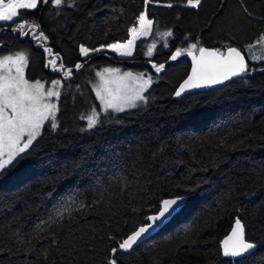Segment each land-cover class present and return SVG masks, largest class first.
Segmentation results:
<instances>
[{
    "label": "trees",
    "instance_id": "trees-1",
    "mask_svg": "<svg viewBox=\"0 0 264 264\" xmlns=\"http://www.w3.org/2000/svg\"><path fill=\"white\" fill-rule=\"evenodd\" d=\"M20 11L48 39L5 24L0 56L24 52L26 79H61V96L58 127L45 122L0 175V264H107L111 248L176 195L186 197L181 211L129 254L112 257L117 264H232L222 241L236 218L258 245L242 264H264V63H251L246 51L264 35V0H202L196 9L186 0H74L59 8L49 0ZM142 12L153 24L129 64L113 62L119 59L107 52L81 59V46L124 43ZM168 31L173 35L164 36ZM42 43L65 69L86 64L62 78L46 67L51 57ZM193 43L194 52L237 47L255 70L176 100L190 63L181 60L162 75L149 65L164 64ZM106 66L152 76L148 103L111 113L113 119L88 130L81 117L99 109L94 72Z\"/></svg>",
    "mask_w": 264,
    "mask_h": 264
},
{
    "label": "snow or ice",
    "instance_id": "snow-or-ice-1",
    "mask_svg": "<svg viewBox=\"0 0 264 264\" xmlns=\"http://www.w3.org/2000/svg\"><path fill=\"white\" fill-rule=\"evenodd\" d=\"M41 2L47 4L49 0H0V28H4L5 24L9 27L15 24L16 26L12 27L13 32H21L23 35L31 34L37 41H47L48 37L43 31H35L39 28V24L34 21L29 23L20 11L36 9ZM144 2L147 5L152 0H144ZM51 3L58 8L62 5L70 7L74 5V0H51ZM201 3L202 0H186V6L192 9L198 8ZM167 6L172 7L171 4ZM138 21L140 28L130 27L128 31L132 38L127 39L124 43H110L101 45L100 48L96 49L81 46L80 53L87 57L90 51L100 52L104 47H107L121 57H131L136 40L140 36L147 35L153 24V21L148 19L144 12L139 15ZM163 35L170 37L173 33L168 31ZM260 41H264V35H261ZM41 46L44 52L51 57L46 67H51L54 71H62V78L70 77L73 70L71 68L65 69L59 54L53 53L52 48L46 43H42ZM196 49L197 43H193L190 49L184 50L192 58V72L175 92L177 97L190 89L223 84L235 77L243 79L255 70L249 67L245 55L237 47L226 46L224 51L199 47V56L194 54ZM151 54L152 49L150 48L148 55ZM181 55L182 51L178 49L171 56V60L175 61ZM58 60H60L59 64L57 63ZM26 65L27 57L22 51L15 55H5L0 59V175L20 154L32 146L40 135L45 122L50 121L52 130L58 127L56 115L58 107L50 101L53 97L60 98L61 92L57 89L61 86V79L53 80L52 88L45 89L39 80L30 83L25 78L24 68ZM82 66V64L77 63L75 69L79 70ZM152 67L156 73L164 70V64L153 63ZM105 71L112 73L119 72V69H105ZM97 75L101 76L102 81L95 89L96 97L100 101L99 109L94 107L91 109L90 115L81 117L87 120L88 130L113 119L111 113H123L126 110L138 108L141 104L147 105L148 97L144 93L153 83L152 76L146 73L133 76V73L127 72L118 80H105L102 74L98 73ZM133 81L136 82L135 86ZM113 85L115 86L113 87ZM102 116L106 119L102 120ZM115 122L120 123V120L117 119ZM260 139H264V135H261ZM225 143L226 140L222 139L216 147H223ZM240 143L243 141L241 140ZM187 190L195 191L194 188ZM185 199L186 197L183 195H176L162 200L156 213L147 217V223L139 226L131 235L111 248L107 264H117V260L112 257H115L120 250L131 251L137 241L160 229L165 222L178 213ZM222 243L223 255L234 258L232 264H242L245 254H249L250 250H254L258 246L257 243L246 239L245 224L240 218L235 219L231 234Z\"/></svg>",
    "mask_w": 264,
    "mask_h": 264
},
{
    "label": "rangeland",
    "instance_id": "rangeland-1",
    "mask_svg": "<svg viewBox=\"0 0 264 264\" xmlns=\"http://www.w3.org/2000/svg\"><path fill=\"white\" fill-rule=\"evenodd\" d=\"M134 26L137 27V29L140 28V25H139V21H138V20L136 21V24H135ZM149 34H150V31H149V33H148L147 35L140 36L139 39L136 40V42L139 41V40H141V39H145V38H147V37L149 36ZM131 38H132V37H131V33H130L128 39H131ZM135 44H136V43H135ZM227 46H228V45H227ZM99 48H100V47H99ZM79 49H80V48H79ZM220 50H221V49H220ZM221 51H224V50H221ZM246 51H247V53H248V55H249V59H250V62H251V63H264V41H260V40H259L254 46L248 48ZM100 52H107V53L112 54V55H114L115 57H117L118 59H121V60H123V59H130V58L132 57V56H131V57H121V56H119L117 53L112 52V51H111L110 49H108L107 47H104ZM133 52H134V49H133ZM79 53H80V50H79ZM92 53H98V52L90 51L89 55L92 54ZM13 55H15V54H13ZM4 56H5V55H4ZM80 57H81V59L86 58V57H84L81 53H80ZM2 58H3V56H0V59H2ZM258 58H261V59H258ZM25 69H26V66H25V68H24V76H25ZM105 69H119V72H112V73H109V72H106ZM127 72H131V73H133V76H136V75L140 74V73L133 72V71H130V70H123L122 68H120V67H118V66H106L105 68H102V69H100V70L95 71V72H94L95 81H94V84H93V91H94V93H95V96H96V91H95V89H96L97 85H99V84L102 83V81H101V76H100V75H97L98 73L102 74L105 80H108V79L118 80V78H119L120 76H122L124 73H127ZM25 78H26V77H25ZM36 81H37V80H36ZM36 81H29V82H30V83H35ZM40 83H42V84L44 85L45 89H51V88H52V82H50V83H45V82L40 81ZM135 83H136V82L133 81V85H134V86H135ZM114 86H115V85H113V87H114ZM148 89H149V88H148ZM57 90L60 91L59 88H58ZM144 94H146V92H145ZM96 98H97V97H96ZM97 100H98V99H97ZM50 102L55 103L56 105H58V99L55 98V97H53V98L51 99ZM98 102H99V105H100V101H99V100H98ZM142 105H143V104H141L138 108H140ZM135 109H137V108H135ZM129 110H134V109H129ZM129 110H126V111H129ZM41 130H42V129H41ZM29 148H30V147H29ZM27 150H28V149H27ZM27 150H26V151H27ZM8 166H9V165H8ZM8 166H7V167H8ZM7 167H6V168H7Z\"/></svg>",
    "mask_w": 264,
    "mask_h": 264
},
{
    "label": "water",
    "instance_id": "water-1",
    "mask_svg": "<svg viewBox=\"0 0 264 264\" xmlns=\"http://www.w3.org/2000/svg\"><path fill=\"white\" fill-rule=\"evenodd\" d=\"M204 48H206V47H204ZM207 49H210V50H214L213 48H207ZM175 54V53H174ZM173 54V55H174ZM194 54L196 55V56H199V51H197V52H194ZM243 54V53H242ZM244 55V54H243ZM101 56H103L104 58H106L107 60H109V61H112V60H110V58L109 57H107L106 56V54H102ZM181 60H187L189 63H190V69H189V72H188V74H187V76L181 81V83L177 86V88L175 89V91H174V94H173V96H174V98L176 99V100H181L185 95H189V94H193V93H200V92H206V91H215V90H218V89H221V88H223V87H225L226 85H228L230 82H231V80L230 81H226L225 83H223V84H218V85H213V86H210V87H202V88H194V89H190L189 91H186L185 93H183L181 96H179V97H177L176 95H175V92L179 89V87H180V85L188 78V76H190L191 75V72H192V65H193V61H192V58L190 57V56H188L187 54H186V52H183L182 53V55L180 56V57H178L177 58V60H175V61H173V60H171V58H170V60L169 61H167L166 63H164V69L166 68V67H168V66H170V65H173V64H176V63H178L179 61H181ZM245 60H246V62H247V59H246V57H245ZM113 62H115V63H117V64H119V65H127V64H129L130 62L128 61V60H126V59H123V60H121V59H119V60H116V61H113ZM86 63H82V65H85ZM150 67H151V69H152V71H153V73H155L156 74V72H155V69L152 67V64H150L149 65ZM73 70H76L75 69V66L73 67ZM163 72H164V70L162 71V72H160V73H158V74H160V75H162L163 74ZM236 78V77H235ZM234 79V78H233ZM232 79V80H233ZM184 204H185V201L183 202V204L181 205V209H182V207L184 206ZM181 209L178 211V213L181 211ZM176 215V214H175ZM172 218V217H171ZM171 218L167 221V222H165V224L164 225H166L170 220H171ZM148 222V221H147ZM163 225V226H164ZM162 226V227H163ZM234 226V223H233V225H232V227ZM161 227V228H162ZM232 227H231V229H232ZM138 229V228H137ZM159 230V229H158ZM158 230H156L155 232H153V233H151V234H149V235H145L142 239H140L139 241H137V244L136 245H134L133 246V249L132 250H134L136 247H138L141 243H143L144 241H146L147 239H149L151 236H153ZM132 234V233H131ZM130 234V235H131ZM231 234V230H230V232L228 233V235H230ZM227 235V236H228ZM226 236V237H227ZM225 237V238H226ZM224 238V239H225ZM224 239H223V241H224ZM222 241V242H223ZM131 250V251H132ZM131 251H129V252H124L123 250H120L117 254H129ZM252 250H250V252H251ZM222 253H223V243H222ZM247 254H245V256H246ZM225 258H228V259H234V258H231V257H226V256H224ZM235 259H240V258H235Z\"/></svg>",
    "mask_w": 264,
    "mask_h": 264
}]
</instances>
